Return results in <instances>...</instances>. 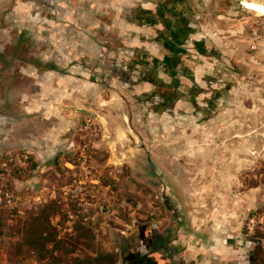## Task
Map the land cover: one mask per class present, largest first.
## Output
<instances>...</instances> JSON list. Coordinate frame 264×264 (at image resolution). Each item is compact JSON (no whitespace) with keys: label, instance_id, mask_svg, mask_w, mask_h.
Here are the masks:
<instances>
[{"label":"rangeland","instance_id":"1","mask_svg":"<svg viewBox=\"0 0 264 264\" xmlns=\"http://www.w3.org/2000/svg\"><path fill=\"white\" fill-rule=\"evenodd\" d=\"M244 2L264 6V0H183L197 17L191 20L196 39L212 44L219 55L205 60L208 73L214 69L219 77L214 85L200 83L209 89L202 90L200 103L211 102L200 120L186 107L173 119L163 116L153 124L143 119L142 128L134 112L124 111L129 94L114 84L101 87L98 102L68 105L66 130L59 119L31 116L33 105L19 103L13 88L17 79L12 83L11 72L5 76L0 264L120 256L140 224L153 213L165 214L164 192L180 205L188 232L199 241L255 249L256 264H264V16ZM4 15L0 30L8 28ZM100 31L101 45L112 49L106 24ZM152 165L158 178L151 175ZM47 208L52 210L46 227L60 249L41 261L26 237Z\"/></svg>","mask_w":264,"mask_h":264},{"label":"crops","instance_id":"2","mask_svg":"<svg viewBox=\"0 0 264 264\" xmlns=\"http://www.w3.org/2000/svg\"><path fill=\"white\" fill-rule=\"evenodd\" d=\"M149 9L115 0H0L8 22L0 30V82L11 72L19 103L33 105L31 116L59 119L66 130L68 105L98 102L101 87L114 84L129 94L124 111L134 112L142 128L143 119H173L186 107L200 120L211 103H200L209 90L200 83L214 85L219 77L206 61L219 55L196 39L192 19L166 24L146 17ZM105 24L112 49L101 45Z\"/></svg>","mask_w":264,"mask_h":264},{"label":"flooded vegetation","instance_id":"3","mask_svg":"<svg viewBox=\"0 0 264 264\" xmlns=\"http://www.w3.org/2000/svg\"><path fill=\"white\" fill-rule=\"evenodd\" d=\"M141 6L150 7L146 17H156L166 24L172 19H197L188 8H182L183 0H144ZM179 6L181 8L178 9ZM151 175L158 178L153 165ZM155 184L163 186L162 182ZM162 199L165 214L153 213L145 223L139 225L135 237L126 239L122 244L118 264L257 263L258 253L255 249L234 248L232 244L217 242L208 245L199 241L188 232L180 205L178 207L166 192L162 194Z\"/></svg>","mask_w":264,"mask_h":264},{"label":"trees","instance_id":"4","mask_svg":"<svg viewBox=\"0 0 264 264\" xmlns=\"http://www.w3.org/2000/svg\"><path fill=\"white\" fill-rule=\"evenodd\" d=\"M52 209H44L41 217L37 219V224L33 225L27 233L26 244L39 252V259L45 261L53 258L54 252L60 249L59 242L49 231L50 226L49 212ZM55 213V211H54ZM51 215V214H50ZM53 249H50V245ZM120 256L115 254H102L92 260H77L73 264H118ZM61 261L55 260L53 264H60Z\"/></svg>","mask_w":264,"mask_h":264},{"label":"bare ground","instance_id":"5","mask_svg":"<svg viewBox=\"0 0 264 264\" xmlns=\"http://www.w3.org/2000/svg\"><path fill=\"white\" fill-rule=\"evenodd\" d=\"M243 6L253 12V13H257L261 16H264V6L263 5H260V4H257V3H248V2H244L243 3Z\"/></svg>","mask_w":264,"mask_h":264},{"label":"water","instance_id":"6","mask_svg":"<svg viewBox=\"0 0 264 264\" xmlns=\"http://www.w3.org/2000/svg\"><path fill=\"white\" fill-rule=\"evenodd\" d=\"M85 114H88V115H93V116H96V115H94V114H92V113H87V112H85ZM97 117V116H96ZM98 118V117H97Z\"/></svg>","mask_w":264,"mask_h":264}]
</instances>
